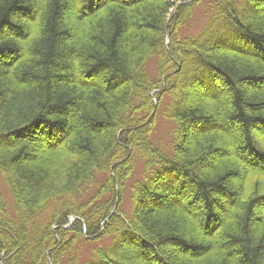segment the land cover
Masks as SVG:
<instances>
[{"label": "trees", "instance_id": "16d2710c", "mask_svg": "<svg viewBox=\"0 0 264 264\" xmlns=\"http://www.w3.org/2000/svg\"><path fill=\"white\" fill-rule=\"evenodd\" d=\"M187 1L0 0V264H264V0Z\"/></svg>", "mask_w": 264, "mask_h": 264}, {"label": "rangeland", "instance_id": "374dc122", "mask_svg": "<svg viewBox=\"0 0 264 264\" xmlns=\"http://www.w3.org/2000/svg\"><path fill=\"white\" fill-rule=\"evenodd\" d=\"M212 0H202L200 4L197 6V10L195 12V15L193 17L192 22L186 26V32L184 35H194L196 32H199L205 22H206V12H207V6L208 3ZM171 126L169 122L165 121V119L162 117V109L158 113L157 117V127L154 131V134L152 136V139L156 145L161 146L162 148L166 149L168 152L170 151L169 147H171L172 143V137H171ZM143 174V163H141L139 160L136 162V170L135 174L133 176V179L131 182L127 184V186L124 188V193L122 196V202H120V208L122 209L123 213L127 216L130 215L132 211V201H131V190L130 187L132 183L140 178H142ZM1 189L3 191V194L5 193L7 196V188L3 183H1ZM10 200V199H9ZM111 243V238H106L102 241V245H109ZM93 247L92 244H85L83 247V252L87 253L90 251V249Z\"/></svg>", "mask_w": 264, "mask_h": 264}]
</instances>
